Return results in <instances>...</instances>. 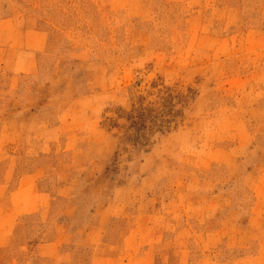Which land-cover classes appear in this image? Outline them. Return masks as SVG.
<instances>
[{
    "label": "rangeland",
    "instance_id": "1",
    "mask_svg": "<svg viewBox=\"0 0 264 264\" xmlns=\"http://www.w3.org/2000/svg\"><path fill=\"white\" fill-rule=\"evenodd\" d=\"M0 264H264V0H0Z\"/></svg>",
    "mask_w": 264,
    "mask_h": 264
},
{
    "label": "trees",
    "instance_id": "2",
    "mask_svg": "<svg viewBox=\"0 0 264 264\" xmlns=\"http://www.w3.org/2000/svg\"><path fill=\"white\" fill-rule=\"evenodd\" d=\"M167 92V93H166ZM164 92V94H167L166 97H160V101H159V105H157L158 103H154V107H149L147 105H143L145 97H139V107H136L137 112V117L134 115L133 112L128 113L127 117L124 118V116H122L121 118L125 121L128 122L129 127L133 128L137 133L140 130H147V131H152L153 128L155 126H164L166 123V121H168V119H164L162 117H155V121L154 123H151V125H148L147 120H146V114L151 112V111H157L160 109L161 106H163V104H169L171 106L170 110H171V118H173V116L178 112V109H176V97H173L171 93L168 92V90ZM119 126V127H118ZM124 126V125H122ZM118 124V121H115L114 123H112L110 128H120L122 127ZM142 136V135H140ZM140 139V138H139ZM139 139H136V144H140L143 145L144 143H141V141Z\"/></svg>",
    "mask_w": 264,
    "mask_h": 264
}]
</instances>
